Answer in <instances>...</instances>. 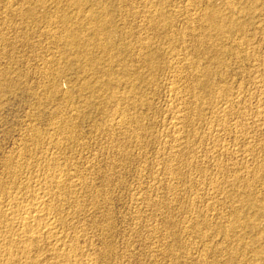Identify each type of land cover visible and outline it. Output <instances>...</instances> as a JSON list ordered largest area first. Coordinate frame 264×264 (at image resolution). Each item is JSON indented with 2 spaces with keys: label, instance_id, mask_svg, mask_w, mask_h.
<instances>
[{
  "label": "rangeland",
  "instance_id": "374dc122",
  "mask_svg": "<svg viewBox=\"0 0 264 264\" xmlns=\"http://www.w3.org/2000/svg\"><path fill=\"white\" fill-rule=\"evenodd\" d=\"M60 1L0 0V179L4 181L1 166L6 157L35 151L26 142L31 127L48 134L53 116L67 110L58 98L59 88L69 89L66 80L79 74L78 50L101 54L93 44H82L83 40L73 49L62 45L61 36L78 35L87 41L93 36L60 32V16L79 12L65 10ZM108 1L109 25L117 26L105 42L112 62L140 71L141 81L149 80L148 72L130 61L145 52L146 41L150 39V49L169 60L173 53L192 50L202 33L196 30L198 21L184 22L200 0H165L164 15L173 24L165 37L144 19L155 12L151 0ZM209 2L228 13L222 0ZM262 2L254 0L257 5ZM92 4L79 13H97L99 0ZM235 5L240 12L235 27L247 23L245 36L255 41L257 62L223 52L229 59L223 66H213L208 80L211 101L202 108L203 120L195 117L193 124L182 123L175 133L174 114L190 100L176 99L170 84L145 83L140 91L144 104L135 111L126 110L127 116L138 115L145 124L144 137L128 140L121 135L126 128L112 131L115 143L124 141L133 154L125 162L115 161L120 155L108 149L109 132L102 128L97 132L90 123H82L77 142L81 147L73 145L67 153L71 163L83 170L91 163L104 169L107 162L116 168L108 201L99 209L110 218L91 209L82 221L87 235L78 244L81 264H264V32L252 30L256 21L264 25V11L256 7L245 12L241 3ZM15 7L20 11L15 12ZM257 13L263 15L256 18ZM232 38L241 37L235 33ZM198 60L209 61L204 54ZM48 68L53 75L44 74ZM2 71L7 74L1 75ZM168 73L159 69L158 78ZM4 80L12 87H3ZM49 80L56 84L53 89L46 87ZM185 82L184 77L177 84ZM48 94L54 98H45ZM73 95L77 97L76 92ZM84 172L89 183L101 188L100 174ZM168 220L176 227L170 229Z\"/></svg>",
  "mask_w": 264,
  "mask_h": 264
},
{
  "label": "bare ground",
  "instance_id": "6f19581e",
  "mask_svg": "<svg viewBox=\"0 0 264 264\" xmlns=\"http://www.w3.org/2000/svg\"><path fill=\"white\" fill-rule=\"evenodd\" d=\"M222 1L228 10L227 14L222 13L220 8L209 5V0H200V5L185 17L186 23L198 21L199 28L196 30L200 29L202 32L195 38L192 50L185 48V52L173 53L169 60H165L163 53L150 49V39L144 43L145 52L138 53L135 60L130 62H136L139 68L148 72L150 77L147 82L140 80V71L126 69V64L122 65L123 63L115 65L112 62L105 42H108L117 26L109 25L110 10L106 6L108 0H99L97 13L85 14L79 12L86 7H93L92 0L60 1L65 10L72 8L79 11L74 16L66 13L60 16V32L73 31L93 36L90 41H87L89 38H80L78 35L61 36L62 45L73 49L83 40L82 44H93L101 54L95 56L87 50H78L76 59L80 62L79 74L66 80L69 89L59 88L58 98L68 108L53 116L52 132L45 134L42 129L32 126L26 142L35 151H20L16 156L10 155L2 161L1 172L6 180L0 179V264H81L79 260L83 254L78 244L87 235L82 221L88 210L102 209L107 203L108 187L116 168L111 162H107L104 169L101 166L95 167L92 163L84 168L101 175L100 188L87 181L86 173L80 166L71 163L67 153L73 145L81 147L77 142L80 140L78 130L82 123H90V127L97 132L101 128L103 132H109L108 149L117 150L120 155L115 157V161L125 162L133 154L124 141L118 140L119 145L115 143L112 131L126 128L121 135L128 140L139 141L144 137L145 124L138 115L127 116L126 110L128 107L135 111L144 104L140 91L145 83L150 86L170 84V91L176 99L190 100L185 108L174 114L173 127L177 133L180 124H193L195 117L203 120L202 108L211 101L212 88L208 80L213 66H223L229 59L223 52L243 54L248 62H257L255 41L245 36L247 23L235 27L234 19L240 15L235 4L241 3L242 11L245 12L256 7L264 11V2L257 5L254 0ZM164 2L166 1L151 0L149 3L156 6L155 12L144 19L150 23L155 33L165 37L173 24L164 15ZM13 10L20 11V8L15 7ZM262 15L263 13H257L256 18ZM252 30L264 32V25L256 21L252 24ZM235 33L241 37L239 40L232 38ZM121 53L123 52H119ZM202 54L209 61L200 62L198 58ZM159 69H167L170 76L158 78ZM53 73L52 68L44 72L47 76ZM6 74V71L1 73ZM184 77L185 85H178L177 82ZM8 82L4 80L1 85L11 88L12 83L7 85ZM54 86L56 84L53 80L47 81V88L53 89ZM223 91V95L229 94L225 89ZM73 92H76V98ZM50 94L45 98L52 100L54 97ZM232 99L237 98L233 96ZM122 105L126 108H122ZM134 124L136 126L132 128ZM175 142L173 139L172 143ZM170 169V164L166 162L165 170ZM98 212L101 216L110 218L107 212ZM169 220V228H175V223Z\"/></svg>",
  "mask_w": 264,
  "mask_h": 264
}]
</instances>
